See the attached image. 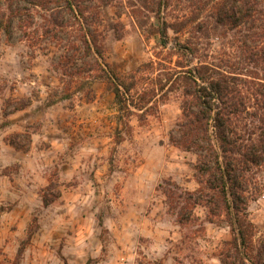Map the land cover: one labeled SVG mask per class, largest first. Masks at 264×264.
Wrapping results in <instances>:
<instances>
[{
  "label": "rangeland",
  "instance_id": "1",
  "mask_svg": "<svg viewBox=\"0 0 264 264\" xmlns=\"http://www.w3.org/2000/svg\"><path fill=\"white\" fill-rule=\"evenodd\" d=\"M73 3L0 0V264H221L224 218L199 205L189 223L175 214L174 194L199 187L196 155L169 140L182 88L160 87L189 32L162 38L164 11L143 0ZM120 80L151 101L141 117L118 110ZM259 181L246 264H264V170Z\"/></svg>",
  "mask_w": 264,
  "mask_h": 264
},
{
  "label": "trees",
  "instance_id": "2",
  "mask_svg": "<svg viewBox=\"0 0 264 264\" xmlns=\"http://www.w3.org/2000/svg\"><path fill=\"white\" fill-rule=\"evenodd\" d=\"M186 1L179 9L178 0H143L142 5L159 19L164 11L157 27L162 38L168 29L190 34L184 44L174 46L185 60L176 61L174 73H167L160 87L171 82L182 88L181 118L169 140L196 155L199 187L173 193L175 214L180 224L189 223L199 205L210 219L223 217L231 237L218 259L221 264H246L241 255L252 250L254 228L247 205L260 190L259 174L264 170V0ZM65 2L73 11V0ZM173 6L176 13L169 12ZM168 15L174 20H167ZM9 22L10 16L1 12L0 32L8 31ZM82 41L91 51L90 39L83 36ZM97 54L101 55L98 49ZM132 85L115 81L114 100L120 112L141 117L144 104L151 101L135 102ZM166 196L171 198L169 192ZM257 260L250 264H262Z\"/></svg>",
  "mask_w": 264,
  "mask_h": 264
}]
</instances>
